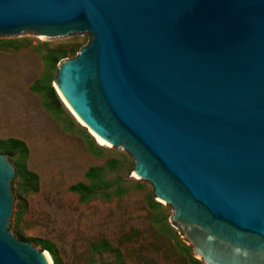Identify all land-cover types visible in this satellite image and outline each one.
<instances>
[{"label":"water","instance_id":"95a60500","mask_svg":"<svg viewBox=\"0 0 264 264\" xmlns=\"http://www.w3.org/2000/svg\"><path fill=\"white\" fill-rule=\"evenodd\" d=\"M30 34L89 37L53 87L197 260L264 264V0H0V37ZM16 174L0 154V264H54L11 228Z\"/></svg>","mask_w":264,"mask_h":264},{"label":"rangeland","instance_id":"374dc122","mask_svg":"<svg viewBox=\"0 0 264 264\" xmlns=\"http://www.w3.org/2000/svg\"><path fill=\"white\" fill-rule=\"evenodd\" d=\"M73 39L86 43L89 37H0V139L23 141L29 151L26 167L38 176L36 193L21 189V179H14L11 228L21 240L38 248H42L39 242L54 245L62 264H195L181 228L173 223L171 207L150 206L152 187L135 176L127 153L102 146L62 100V110L52 106L47 111L45 102H53L42 89L54 85L57 69L47 74L44 54ZM8 40L15 41L19 49L5 48L2 43ZM71 58L68 54L63 60ZM88 135L104 148L99 155L89 151ZM19 157V153L11 157L12 163ZM112 160L117 166L108 179L120 178L125 194L82 204L69 188L85 182L90 168ZM101 242L113 251L95 252L94 246Z\"/></svg>","mask_w":264,"mask_h":264},{"label":"trees","instance_id":"16d2710c","mask_svg":"<svg viewBox=\"0 0 264 264\" xmlns=\"http://www.w3.org/2000/svg\"><path fill=\"white\" fill-rule=\"evenodd\" d=\"M3 46L13 47L15 50H18V44L15 41L8 40L2 43ZM86 43H80L78 39H73L70 42L64 43L61 47L57 48L54 51H48L44 54V61L49 66V72L51 73L52 69H57L59 62L70 54L71 57H75L78 51L86 45ZM48 46V45H45ZM43 92L49 97L53 103H46L45 107L47 111H51L52 106H55L57 110H62V101L58 94L56 93L54 87L49 84L44 89ZM88 149L93 155H99V153L104 151L103 147H100L96 144L94 139L88 135ZM0 153L8 155L9 158L13 157L16 153H19V160L14 164L17 170L15 178H20L21 183L19 187L24 189L28 193H36L38 191V176L29 171L26 167V159L28 158V148L26 144L18 139H0ZM117 166V162L112 160L109 161L103 167H92L85 175V182L77 183L69 188V191L73 194L79 196L80 202L86 203L91 200L100 198V199H110L112 196H123L126 192V187L121 183L122 180L118 179H108V174L112 172ZM149 204L151 207L161 206V203L155 201L153 197H150ZM19 221V214L16 217V222ZM173 232L172 228L169 227ZM176 235V234H175ZM177 237V235H176ZM42 245V249L50 253L54 264H62L61 258L58 251L49 242H39ZM184 249L190 254V248L184 244ZM95 252H105L113 251L111 246L106 242H101L98 245L94 246ZM195 264H202L199 260L192 258Z\"/></svg>","mask_w":264,"mask_h":264},{"label":"bare ground","instance_id":"6f19581e","mask_svg":"<svg viewBox=\"0 0 264 264\" xmlns=\"http://www.w3.org/2000/svg\"><path fill=\"white\" fill-rule=\"evenodd\" d=\"M63 102L68 106V108L70 109V111L73 113V115L79 120V122L81 123V124H83L82 123V121L76 116V114L71 110V108L69 107V105L63 100ZM84 126V125H83ZM93 135L95 136V138L99 141V143L100 144H102V145H108L105 141H103L101 138H99L97 135H95L94 133H93ZM109 146V145H108Z\"/></svg>","mask_w":264,"mask_h":264}]
</instances>
